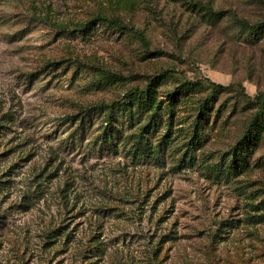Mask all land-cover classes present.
Instances as JSON below:
<instances>
[{"label":"rangeland","instance_id":"374dc122","mask_svg":"<svg viewBox=\"0 0 264 264\" xmlns=\"http://www.w3.org/2000/svg\"><path fill=\"white\" fill-rule=\"evenodd\" d=\"M0 264H264V0H0Z\"/></svg>","mask_w":264,"mask_h":264},{"label":"trees","instance_id":"16d2710c","mask_svg":"<svg viewBox=\"0 0 264 264\" xmlns=\"http://www.w3.org/2000/svg\"><path fill=\"white\" fill-rule=\"evenodd\" d=\"M100 19L110 22L123 29H128V27L125 24H123L122 20L119 18H106L104 16H101ZM257 27L261 28L263 26L259 25ZM141 37L142 39H145V37L142 34ZM212 83L214 86L219 85L214 82ZM152 100H153V93L149 87L145 89L138 88L136 91H132L127 95L125 100L127 104L126 103L124 105L119 104L118 107H121L123 114H125L128 117L131 123H135L137 120L141 119L138 116L142 115L145 112L141 107H146V106H139L136 102L140 103L144 101L147 104V106H149ZM135 106L137 107V109H135ZM109 120H111V118ZM112 125L110 130L105 129L103 133V141L108 143L109 145H113V140L115 135L114 130H116L117 132L119 131L118 130L119 128L114 129L115 126ZM155 126H156V121L151 118L149 120V123H147L146 126L139 131V136L135 137V145H134L135 156H143V155L148 156L150 154V155H155V157L159 159L160 157L159 152L154 149V146L151 143H149L148 132L150 131L152 133H155L156 131Z\"/></svg>","mask_w":264,"mask_h":264}]
</instances>
